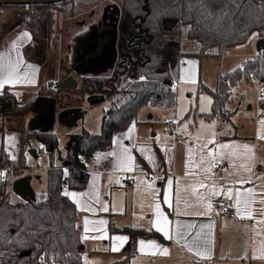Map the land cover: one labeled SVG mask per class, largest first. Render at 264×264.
<instances>
[{
    "label": "crops",
    "instance_id": "obj_1",
    "mask_svg": "<svg viewBox=\"0 0 264 264\" xmlns=\"http://www.w3.org/2000/svg\"><path fill=\"white\" fill-rule=\"evenodd\" d=\"M61 13V10L54 11L52 24L48 23L49 13H47V34H52L56 22L58 24L59 20L63 19L64 14ZM72 17L74 18V15ZM19 19V14L13 7L0 8V80L4 79L11 64L19 63L16 73L18 81L5 83L0 88V94L7 89L21 104H25L37 96L42 86L58 84L67 76H72L70 73H73L74 69L77 70L76 67L83 65L85 61L71 66L69 56H64L66 58H63L64 60L62 57H56L57 63L54 64L53 60L50 66L52 72L50 69L46 70L39 59L49 55L50 37L38 40L35 31L32 32L25 24L17 23ZM25 32L28 33L27 37L23 36ZM257 34V32L252 33L247 43ZM260 39L262 38L259 36ZM59 40L58 37V42L51 48L53 58L56 54H60ZM247 43L235 47L241 48ZM97 46L98 44L95 45L91 55L95 53ZM200 51L201 46L196 53H184L180 45L181 67L189 61L196 63L192 57L198 59L197 54ZM260 54L261 52L258 51L254 59ZM53 65L59 67L65 65L67 69L70 67L72 70L61 75L58 74L59 69L57 68L56 71ZM179 69L181 72V68ZM178 75L184 80L183 74ZM178 79L176 82L169 79L177 90ZM252 79L255 78L244 80ZM255 80L260 84L264 83L258 79ZM237 86L232 88V92ZM239 100L240 103L242 98ZM232 104L234 101L228 106L234 112L231 118L232 125L223 127L221 130L219 121L208 117L210 111L200 116L204 122L216 121L213 124L214 129L193 131L188 140L178 137L173 145L155 142L148 144L136 136L130 139L126 136V132L116 131L113 135L112 147L108 150V154L112 155L102 151L103 157L90 163L95 165L94 169L89 168V163L86 162L88 181L85 188L82 190L64 188V193L67 191L86 194L77 197L67 196L76 205L80 233L82 225L79 215L81 213L83 220L87 219L96 225L95 230L99 228L102 231L105 230L102 239L109 244L104 243L106 246H102L103 249L87 251L82 240L85 248L82 264L86 263V255L90 260L89 264H264V259L259 258L264 254V142L256 133L253 135L246 132L245 125L241 126L240 131L239 121H234L238 107L233 108ZM78 108L82 107L60 109L54 117L47 116L43 112L29 115L26 118V128L29 132L53 133L57 136H59L58 132L63 130L68 142L69 135L79 134L85 130L82 128L77 131L83 119V111ZM70 109H76V112L68 113ZM171 127H175V123H172ZM20 132V118H8L4 127L0 129V188L7 177L4 173L10 171L11 165H16ZM32 139H30L32 149L28 147L26 152V164L30 170H38L39 166L33 167L29 164L28 158L37 161L40 154L47 156L48 154L46 149L42 152V148L45 147ZM210 140L213 142L209 143ZM221 144H227L230 147L220 148ZM244 145L248 147L245 148ZM125 149L128 150L127 153L124 152ZM31 151L35 153L31 154ZM5 159L7 161H4ZM59 165L58 167L66 172L67 169L62 161ZM8 167L9 170H6ZM43 168V171L48 172L51 167L48 165ZM149 173L154 174L151 183ZM27 175L33 176L31 171ZM40 180V177L33 176L32 186L36 192L37 202L47 199V187L38 189L35 186L36 181ZM105 194L107 201L109 200L108 206H103L102 203V197ZM238 198L241 201L239 204H237ZM18 201L21 200L17 197ZM245 201L249 202L245 203ZM224 202H228L232 209L227 213H220L219 206ZM105 208L107 211L104 210ZM110 217L113 218L118 229L131 227L155 231L164 238L165 243L157 238L141 236L138 240L136 255L126 259L121 252L129 236L121 232L111 234ZM101 220L105 223L100 224ZM188 225L193 227L189 228ZM157 226L161 231H157ZM106 230L109 233L108 236H106ZM165 231L169 232L170 238L165 237ZM118 236L127 237V240L123 242L115 240L114 237ZM140 241L145 242L143 251H141ZM150 242H155V246H152ZM198 253H203L206 258H202Z\"/></svg>",
    "mask_w": 264,
    "mask_h": 264
},
{
    "label": "trees",
    "instance_id": "obj_2",
    "mask_svg": "<svg viewBox=\"0 0 264 264\" xmlns=\"http://www.w3.org/2000/svg\"><path fill=\"white\" fill-rule=\"evenodd\" d=\"M84 0H0L2 7H47L50 9L48 23L52 24L55 10H69L72 17ZM103 0L100 13L113 12L120 16V31L124 38L119 50L118 61L109 76L83 77L81 86L73 97L84 102L88 97L103 96L109 108L105 112L99 134L83 130L69 135L64 157L59 153L57 134L29 132L26 118L40 112L54 117L57 98L61 92L42 86L37 96L21 104L7 89L0 94V129L8 118L21 119L20 156L16 168H22L18 176L12 172L4 180L0 201V264H82L84 244L81 239L76 205L64 195V188L82 190L88 181L86 160L97 151H108L112 147L116 131L126 129L147 105H159L165 109H176L178 92L165 82L175 80L180 68V35L183 26H189L188 38L201 45L198 57L201 62L210 56L221 59L234 46L247 43L252 33L264 38V0ZM148 6L149 13L144 11ZM91 15V13H90ZM89 17V16H88ZM148 30L147 42L135 39L141 23ZM133 20H136L135 24ZM86 24L94 25V14ZM115 30V28H110ZM152 40L150 41V38ZM141 45H140V44ZM217 48L215 54L210 53ZM136 77L126 86L118 87L120 76L132 73ZM134 75V73H133ZM254 76L264 82V51L254 60H248L239 68L219 74L216 88L209 92L212 109L208 117L219 121L220 130L232 125V88L242 80ZM173 81V80H172ZM174 82V81H173ZM34 137L45 147L50 160L47 176V199L35 205L18 201L11 203L9 188L15 179L24 177L29 171L26 152L30 138ZM60 154L65 172L53 164ZM4 161H7L6 159ZM5 163V162H4ZM3 190V191H2ZM109 231L126 233L129 240L122 250L126 259L137 253L139 238H164L155 231L140 228H116L113 218L109 219ZM30 252L27 256L24 253Z\"/></svg>",
    "mask_w": 264,
    "mask_h": 264
},
{
    "label": "rangeland",
    "instance_id": "obj_3",
    "mask_svg": "<svg viewBox=\"0 0 264 264\" xmlns=\"http://www.w3.org/2000/svg\"><path fill=\"white\" fill-rule=\"evenodd\" d=\"M111 1L119 3L117 0ZM102 5L103 0H84L79 4V9L75 12L74 18L70 16L71 14L69 10L65 9V11L61 13L64 14L63 19H60L58 24L56 22L52 34H47L46 26V15L50 11L49 8H37L33 6L13 8L20 17L17 23L20 25L25 24L26 27L32 30V32L35 31L36 38L38 40L50 37V53L47 57H40L39 60L46 67V70L48 69L49 71L50 69L51 71L50 66L52 61L54 60V64L57 63L55 60L56 57H62L63 59L65 58L64 56H69L70 64H72L71 66H76L83 60L85 61V59L90 56V53L95 49V45L99 44L103 39L106 38L107 34H103V32H101L98 27L93 25L85 27V25H87L86 20L92 14H94V20L100 17L101 23L102 21L106 20V24L109 25V18L104 19L105 17H103L101 15L102 13H100ZM117 20L118 19L116 17V21ZM9 27L10 26H8V28ZM188 30L189 26L182 27L180 44L181 51L184 53H196L200 50L201 45L197 41L187 37ZM58 37L61 43L60 54H56L53 58L51 48H53L58 42ZM258 41L259 34H257L255 38L251 39L241 48L235 46L229 48L221 59L216 56H210L201 62L199 58L196 59L195 57H192L195 59L196 63L189 61V63H186V65L183 64L182 67L180 64L181 72L179 69V74H183L184 80H182L181 76L178 75V97L176 109H165L163 106L147 104L139 110L136 119L131 121L126 129L121 131L126 132V136L128 138L133 139V137L136 136L144 143L149 144L150 142H155L156 144L173 145L175 142H177V138L179 136H182L184 140H188L193 131L198 132L202 130L214 129L215 126L213 124H215L216 121L204 122L201 120L202 117L200 114L209 113L212 109L211 94L203 90L202 87L205 86L208 89L213 90L216 86L217 76L220 73L225 74L230 70L241 67L243 61L254 59L258 55ZM119 47L120 41L117 40L113 35V37L105 45L103 53L100 57L91 59L87 67H85V63H83V65L78 70L74 69V72L70 74L76 80H78L79 87L81 86L83 77L111 75L118 60ZM216 52L217 48H212L210 50V53L214 54ZM64 64L67 63L64 62ZM53 67L56 69V71L58 68L60 72L58 74L61 75L72 70L70 67L67 69L65 65H61L60 67L58 65H53ZM133 78L134 77H131L130 75L120 76L118 87L126 86V84ZM250 78L255 77L251 76ZM255 79L244 80L238 84L236 88H234L232 92V100L234 101L235 105L232 104L231 107H238L237 115H235L234 121H239L238 126L240 127V131L241 126L245 125L246 132H249L253 135L256 133L259 139L264 142V138H262L264 137V130H262L261 126V121H264V98L262 100H258L256 96V89L260 83ZM172 80L176 82L174 75H172ZM79 87L76 90L68 91V93L61 92L59 94L56 100L58 105L57 112L60 111V109L67 107L75 108L81 106L82 108L78 109L83 111V119L81 120L77 131L85 128L93 133H100L103 116L107 111L109 104L105 100L98 101L94 104V102H89V97L86 98L84 102L79 101L73 97V94L77 93ZM239 98H242L240 103ZM68 102L69 104H67ZM172 123H175V127H171ZM129 129H132V131L129 132ZM58 135L59 153L62 157H64L65 146L67 143L66 134L63 130H60ZM31 138H33L32 140L36 141L34 137ZM31 144L32 143L30 141L29 148L31 147L32 149ZM59 153L56 154L53 162L55 167H58L60 166L59 164H61ZM19 156L20 143L18 146V152H16V165L18 164ZM28 159L29 164H31L33 167L39 166L38 170L29 169L34 177L41 178L40 181H36L35 186L38 189H46L48 172L43 171V167L50 165L49 157L47 155L40 154L37 161L31 159L30 157ZM25 165L27 164L25 163ZM89 168L94 169L95 165L89 164ZM21 171L22 168H16L15 165H11L10 171L4 173V176H8L9 173L12 172L11 174L16 177L19 175L18 172ZM29 171L27 174H29ZM9 191L10 202L16 203L17 197L12 192V184L9 188ZM102 203L103 206L109 205V200L107 201L106 194L102 197ZM79 216L82 225L81 236L83 242L86 245L87 251H90L91 249H103L102 246H106L104 243L109 244L108 241L102 239V237H104L103 233L105 230L102 231L101 228L95 230L96 225L92 221L88 220L90 223L88 225V231L85 232L83 216L81 213ZM108 235L109 233L106 230V236ZM86 236L88 237L87 239H85ZM85 260L86 263L84 264L90 263V260L87 259V255L85 256Z\"/></svg>",
    "mask_w": 264,
    "mask_h": 264
},
{
    "label": "water",
    "instance_id": "obj_4",
    "mask_svg": "<svg viewBox=\"0 0 264 264\" xmlns=\"http://www.w3.org/2000/svg\"><path fill=\"white\" fill-rule=\"evenodd\" d=\"M144 11L149 13V8L148 6L144 7ZM145 22V19H141V24L139 25L140 28V33L145 35L146 37L149 36L148 30H143L142 24ZM151 37V36H150ZM116 38V37H115ZM110 37H106L103 39L98 47L96 52L85 59V67H87L89 61L94 58H98L102 55L103 49L107 42L109 41ZM152 40V37L150 38V41ZM257 49L259 52L264 51V38L260 39L257 42ZM136 71V69H135ZM166 85L172 86V81L167 80L165 82ZM58 90H76L79 87L78 81H76L72 76H68L66 79L62 80L57 84ZM89 102H94L97 103L98 101L105 100L103 96H92L88 98ZM76 112V109H70L68 110V113L74 114ZM35 151H31V154H34ZM32 181H33V176L31 175H26L24 177L16 179L13 184H12V192L13 194L18 197L21 201L24 203L30 204V205H35L37 203V198H36V192L32 186ZM30 252L22 254V256H27L29 255Z\"/></svg>",
    "mask_w": 264,
    "mask_h": 264
},
{
    "label": "snow or ice",
    "instance_id": "obj_5",
    "mask_svg": "<svg viewBox=\"0 0 264 264\" xmlns=\"http://www.w3.org/2000/svg\"><path fill=\"white\" fill-rule=\"evenodd\" d=\"M23 36L27 37L28 36V33H26V32L23 33ZM18 68H19V63L18 62L16 64H11L9 66V68L7 70L6 76L4 77V79L0 80V88H2L5 83H8L10 81H14V80H17L18 81V77L16 76V73L18 72ZM261 126H262V130H264V121H261ZM131 131H132V129H129V132H131ZM262 138H264V137H262ZM212 142L213 141H211V140L209 141V143H212ZM205 147H206V145H205ZM219 147L220 148H228L230 146L227 145V144H221ZM243 147L247 148L248 146L247 145H244ZM124 152L127 153L128 150L125 149ZM189 153H191V149H189ZM108 155H112V154L109 153ZM128 160L129 161L131 160V157L130 156L128 157ZM207 170L208 169H206V171ZM169 184L171 185V181H169ZM249 193H251V190H249ZM64 195L71 196V197H77V196H83V195H86V194L85 193H79V194L78 193H69V192L65 191ZM240 202L241 201L238 198L237 199V204H239ZM248 202L249 201H245V203H248ZM156 209H157V215L159 216L160 215V212H159V205L158 204L156 205ZM208 209L209 210L211 209V205L210 204L208 205ZM104 210L107 211V208H105ZM89 223L90 222L87 219L84 220L85 232L88 231V225H89ZM99 223L100 224H104L105 221L101 220V221H99ZM188 227L191 228V227H193V225H188ZM157 231H161V229H160L159 226H157ZM164 235H165V237L170 238L169 232L165 231L164 232ZM87 238L88 237L86 236L85 239H87ZM114 239L117 240V241L123 242V241H126L127 240V237H120V236H118V237H114ZM144 243H145L144 241H140L141 251H143V245H144ZM150 244L152 246H155V242H150ZM113 250H117V249L116 248H113ZM189 250H191V248ZM164 251H165V253L167 252L166 249ZM198 255H201L202 258H206V257H204V254L203 253H198ZM259 258L264 259V254H262Z\"/></svg>",
    "mask_w": 264,
    "mask_h": 264
},
{
    "label": "flooded vegetation",
    "instance_id": "obj_6",
    "mask_svg": "<svg viewBox=\"0 0 264 264\" xmlns=\"http://www.w3.org/2000/svg\"><path fill=\"white\" fill-rule=\"evenodd\" d=\"M118 13V15L116 16V15H114V13L113 12H111V13H105L104 14V16L103 17H105L104 19H106V18H109V25H107L106 24V20H104V21H102V23H101V18L99 19V18H96V22L94 23V25L93 26H96V27H98V29L101 31V32H103V34H107V36L106 37H110V39L113 37V35H114V37H116V39L117 40H119L120 41V47H119V50L123 47V44H124V38H123V36H122V34H121V31H120V16H119V12H117ZM116 17H117V21H116ZM135 22H136V20H133V23L135 24ZM141 24V23H140ZM140 24H136V27H138L139 28V25ZM115 28V30H112V29H110V28ZM142 28H143V26H142ZM144 30V29H143ZM139 32H140V28H139ZM109 39V40H110ZM135 39H139L141 42H147L146 41V36L143 34H141V33H139L138 35H136L135 36V38H134V40ZM140 44V43H139ZM97 45V44H96ZM99 45V44H98ZM141 45V44H140ZM98 47V46H97ZM95 50V49H94ZM93 50V51H94ZM97 50V49H96ZM119 50H118V57H119ZM96 52V51H95ZM84 61V60H83ZM118 61V60H117ZM117 63V62H116ZM82 65H79V67L77 68L76 67V69L78 70L80 67H81ZM115 68V67H114ZM132 71V73H129L128 75H130L131 77H136V72H137V70L135 71V69H132L131 70ZM133 73H134V75H133Z\"/></svg>",
    "mask_w": 264,
    "mask_h": 264
},
{
    "label": "built area",
    "instance_id": "obj_7",
    "mask_svg": "<svg viewBox=\"0 0 264 264\" xmlns=\"http://www.w3.org/2000/svg\"><path fill=\"white\" fill-rule=\"evenodd\" d=\"M49 89L57 92L58 91V86L56 83H53V84H48L47 85ZM256 96L258 98V100H262L264 98V83H261L257 89H256ZM264 101V100H263ZM179 138H183L182 136H179ZM42 152H45V148H42ZM103 157V152L102 151H97L96 153H94L92 156H90L86 162L87 163H93V162H96L98 161L99 159H101ZM6 170H9V167L6 168ZM153 176L154 174H148V177H149V182L151 183L153 181ZM231 206L228 202H224L223 204H221L219 206V212L220 213H227L231 210Z\"/></svg>",
    "mask_w": 264,
    "mask_h": 264
}]
</instances>
